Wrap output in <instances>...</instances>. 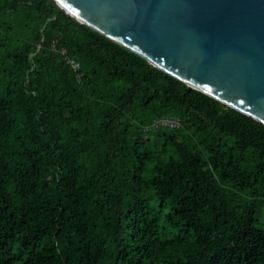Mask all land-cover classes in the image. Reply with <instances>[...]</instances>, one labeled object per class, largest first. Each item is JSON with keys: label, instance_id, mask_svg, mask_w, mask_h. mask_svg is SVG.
Masks as SVG:
<instances>
[{"label": "trees", "instance_id": "1", "mask_svg": "<svg viewBox=\"0 0 264 264\" xmlns=\"http://www.w3.org/2000/svg\"><path fill=\"white\" fill-rule=\"evenodd\" d=\"M162 114L182 127L144 130ZM263 212L264 123L54 0H0V264H264Z\"/></svg>", "mask_w": 264, "mask_h": 264}, {"label": "water", "instance_id": "2", "mask_svg": "<svg viewBox=\"0 0 264 264\" xmlns=\"http://www.w3.org/2000/svg\"><path fill=\"white\" fill-rule=\"evenodd\" d=\"M152 65L264 123V0H54Z\"/></svg>", "mask_w": 264, "mask_h": 264}, {"label": "built area", "instance_id": "3", "mask_svg": "<svg viewBox=\"0 0 264 264\" xmlns=\"http://www.w3.org/2000/svg\"><path fill=\"white\" fill-rule=\"evenodd\" d=\"M53 47H55V45H53ZM61 53L64 56L65 62L72 68L77 77L81 79L83 77V73L81 72L82 64L75 58L69 56L65 49L61 50ZM181 127L182 121L179 117L171 114H162L145 125L144 130L149 131L157 128L180 129Z\"/></svg>", "mask_w": 264, "mask_h": 264}, {"label": "rangeland", "instance_id": "4", "mask_svg": "<svg viewBox=\"0 0 264 264\" xmlns=\"http://www.w3.org/2000/svg\"><path fill=\"white\" fill-rule=\"evenodd\" d=\"M227 120L228 121H233V117L232 116H229V117H227ZM259 219H260V222H261V224H258L259 227L264 228V212L261 214V216L259 217Z\"/></svg>", "mask_w": 264, "mask_h": 264}]
</instances>
